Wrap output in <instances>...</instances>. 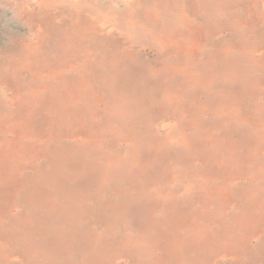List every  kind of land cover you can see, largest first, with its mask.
<instances>
[{"label":"rangeland","instance_id":"374dc122","mask_svg":"<svg viewBox=\"0 0 264 264\" xmlns=\"http://www.w3.org/2000/svg\"><path fill=\"white\" fill-rule=\"evenodd\" d=\"M41 1L0 0V264H264V1Z\"/></svg>","mask_w":264,"mask_h":264},{"label":"bare ground","instance_id":"6f19581e","mask_svg":"<svg viewBox=\"0 0 264 264\" xmlns=\"http://www.w3.org/2000/svg\"><path fill=\"white\" fill-rule=\"evenodd\" d=\"M128 1L129 2L126 3L127 9H128V17H127L126 23H127L128 29H131L136 25V22H137L136 12L138 10V6L141 3H143V0H128ZM159 1L160 0H156L155 3H159ZM66 2L78 14V21L83 20V12H84L85 8L95 6V0H79V1H73V0L66 1L65 0L64 3H66ZM39 4L44 6V7H47L49 5V2L43 0V1L39 2ZM153 13H154V10L151 11L150 8L147 11H143V14H145L144 16L146 19L149 18V20H152V22H155L156 18H154V16L152 15ZM117 18L118 17L115 14L107 16V20H109L110 22H116ZM162 45L165 46V44H162ZM25 47H26V45H25ZM22 94L23 93H21V90L19 89V87H13L8 92V95L6 98V103H5L6 107H3L0 105V137H2L6 133V129H8V132L11 133L10 135H12V137H13L12 141L9 144L11 147L17 145V138H16L17 133H15V131H16L17 127L19 126V124L17 122H19V114L21 115V111H20L21 110L20 109L21 104H22L21 102H23V99H24V96ZM27 105H28V103H27ZM25 106H26V104H25ZM7 151L5 150V144L3 143V141H1V138H0V182L2 181L3 185L7 183L5 181H6L7 177H10L9 174H11V172H12L11 167H7L8 161L11 160V158H12V154L10 155V151L8 153H7ZM5 259L6 260L8 259V255L6 253L4 254V256H0L1 262L6 261Z\"/></svg>","mask_w":264,"mask_h":264}]
</instances>
